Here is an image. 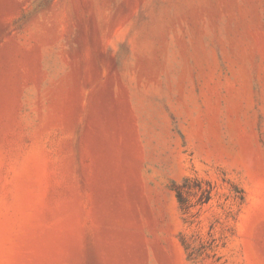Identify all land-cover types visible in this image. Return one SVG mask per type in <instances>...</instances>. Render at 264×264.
Listing matches in <instances>:
<instances>
[{
	"label": "rangeland",
	"instance_id": "1",
	"mask_svg": "<svg viewBox=\"0 0 264 264\" xmlns=\"http://www.w3.org/2000/svg\"><path fill=\"white\" fill-rule=\"evenodd\" d=\"M0 264H264V0H0Z\"/></svg>",
	"mask_w": 264,
	"mask_h": 264
},
{
	"label": "trees",
	"instance_id": "2",
	"mask_svg": "<svg viewBox=\"0 0 264 264\" xmlns=\"http://www.w3.org/2000/svg\"><path fill=\"white\" fill-rule=\"evenodd\" d=\"M176 197H177L178 201L181 203L182 197H181V193L178 190L176 191Z\"/></svg>",
	"mask_w": 264,
	"mask_h": 264
}]
</instances>
